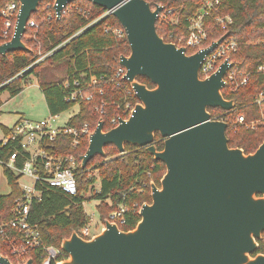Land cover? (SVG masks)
Returning a JSON list of instances; mask_svg holds the SVG:
<instances>
[{
  "label": "water",
  "instance_id": "water-1",
  "mask_svg": "<svg viewBox=\"0 0 264 264\" xmlns=\"http://www.w3.org/2000/svg\"><path fill=\"white\" fill-rule=\"evenodd\" d=\"M42 1L18 0L13 34L0 45V56L27 51L22 37ZM49 1L59 18L75 0ZM85 1L110 11L124 28L129 55L121 56L119 65L138 102L128 119L109 131L97 123L80 167L105 157L106 146L122 154L128 144L145 148L165 173L159 187L150 184L151 202L141 206L134 229L125 232L107 220L88 240L72 231L60 245L67 256L60 264H264L263 254L254 255L264 233V141L246 155L229 148L226 123L210 120L209 110L235 106L221 93L226 62L208 79L199 77L215 44L188 55L184 47L164 42L156 31L162 7L152 9L145 0ZM156 134L163 140L160 151ZM0 264L12 263L0 253Z\"/></svg>",
  "mask_w": 264,
  "mask_h": 264
},
{
  "label": "trees",
  "instance_id": "trees-1",
  "mask_svg": "<svg viewBox=\"0 0 264 264\" xmlns=\"http://www.w3.org/2000/svg\"><path fill=\"white\" fill-rule=\"evenodd\" d=\"M10 1L12 0H0V10ZM148 1L151 7L159 5L166 10H174L173 16L177 17L178 23L172 25L157 21L156 31L164 42L183 46L188 21L205 0ZM48 2L51 1H42L37 12L29 19L34 22V27L27 28L22 37L27 51L0 56V107L3 93L6 92L14 98L27 86L29 78L34 76L49 116L60 115L73 108L75 103L66 102L65 98L72 91L81 88L83 93L91 94L93 99L91 102L78 104V112L68 120V125L79 127L88 123L91 129H94L102 119L103 131L107 132L111 129L109 119L121 110L120 107L124 103L122 89L115 86L111 80L112 74L118 67L119 58L129 55V47L125 40H116L110 33H105V29L119 27L120 24L109 15L78 34L86 25L100 18L106 10L85 0H75L57 18L51 9L45 8ZM75 7L89 10L90 15L87 18L81 16ZM222 14L232 18L229 35L236 39L239 46V53L232 57L233 61L242 62L245 71L264 64V46L248 45L249 41L264 38V0H223ZM49 16L52 17L48 19ZM2 28L3 21L0 18V31ZM221 35L216 34L214 38ZM51 52L50 56L35 64ZM92 78L96 79V83L86 88ZM137 81L149 89L154 87L145 78H138ZM262 90L264 78L252 75L248 85L233 96L236 102L234 114L244 113L248 119H251L252 115L256 117V109L251 102ZM102 101L105 103L104 116L95 111ZM132 104H137L135 98L132 99ZM1 129L4 135L8 134L9 130L2 126ZM226 137L229 148H239L247 155L254 153L264 141V128L248 130L229 125ZM87 145L88 141L82 140L78 149L73 151L70 149V140L60 138L46 149L63 155L74 154L78 159L85 153ZM154 145L158 151L163 148V140L158 134L155 135ZM17 149L14 143L3 146L0 141V167L10 188L8 195L0 196V226L13 218L12 211L21 197L18 187L20 176L5 165L9 156ZM104 152L105 157L95 156L84 169H76L75 195H67L55 188H41V198L31 204L29 221L40 232L43 245L60 248L62 241L69 238L72 231L79 234L89 224L84 211V195L96 182L99 184V190L91 195L90 199L99 202L97 211L101 223L110 221L111 214L121 207L126 211L122 215L123 223L118 225L120 230L130 231L140 221L139 208L151 202L150 184L154 183L159 187V181L165 173L164 164L154 160L145 148L128 144L124 146L122 154L113 146H106ZM22 162L21 158L18 159L16 166L21 167ZM257 244L258 250L254 255H264V233ZM0 253L9 258L12 264H22L21 259L11 255L9 243L1 236ZM26 258H31L33 263H36L38 252H30Z\"/></svg>",
  "mask_w": 264,
  "mask_h": 264
},
{
  "label": "built area",
  "instance_id": "built-area-1",
  "mask_svg": "<svg viewBox=\"0 0 264 264\" xmlns=\"http://www.w3.org/2000/svg\"><path fill=\"white\" fill-rule=\"evenodd\" d=\"M145 1L149 2L148 0ZM222 2L223 0H205L196 14L188 21V26L185 29L186 38L184 45L177 47H184L186 53L190 55L215 44V47L205 55L201 62L199 77L200 79H208L226 62L227 70L223 77L224 87L221 93L224 99L234 100L233 96L248 85L252 75L264 78V64L258 65L253 70L245 71L242 68V62L233 61L232 57L239 53V46L236 39L229 35V27L233 21L229 15L222 14ZM53 6L54 2L51 1L46 4L45 8L51 9L56 17ZM19 7L18 0H12L0 10V18L3 21V28L0 31V45L11 39ZM151 8L154 9V7ZM75 10L85 18L90 15L89 10H82L78 7H75ZM173 12V9L166 10L162 7L157 21L176 25L178 19L173 16ZM109 15H112L111 12L106 11L100 18L81 29L78 34ZM51 17L49 16L48 19ZM30 27H34V23L28 21L27 28ZM105 33H110L118 41H126L125 30L120 25L119 27L105 29ZM219 33L222 35L214 38V35ZM224 35L226 37L218 42ZM248 45L264 46V38L249 41ZM188 51H192V53H188ZM51 54L52 52L43 56L35 64H38V62ZM125 74V69L119 64L112 74L111 80L117 88L122 89L124 103L120 107L121 110L109 119L108 124L111 128L117 126L120 119H128L135 107L132 104V99H136V97L132 87L125 79ZM95 83L96 79L92 78L85 87L90 88ZM92 99L93 96L91 94L83 93L82 89L78 88L69 93L65 101L73 102L78 107L79 103H88ZM251 105L256 109V117L252 115L251 119H248L244 113L234 114L236 108L235 102L234 108L229 111L220 109L210 110V120L226 123L227 126L244 127L248 130H255L259 127L264 128V90L255 95ZM104 106L105 103L102 101L100 106L95 108V111L101 116H104ZM58 118L59 115L49 116L46 119L37 121L18 120L1 140L3 146L8 143H14L18 147L9 156L8 162L5 165L20 176L18 187L21 197L16 201L12 211L13 218L0 226V236L9 243L11 255L21 259L22 264L26 262L27 255L34 251L38 252V261L33 264H60L67 258L60 248L43 245L40 232L29 221L31 204L33 201L41 198L42 187L55 188L70 196L75 195L77 192L75 171L80 167L79 158L77 159L74 154L63 155L52 152V150L48 151L46 147L56 143L60 138H67L70 140V149L76 151L82 140L88 141L94 129H91L88 123H84L79 127L70 126L68 125V120L64 125H58ZM99 121L103 120L100 119ZM20 158L23 162L21 167H17L16 163ZM125 211L126 209L121 207L119 210L113 212L110 216V221L117 225L122 224V215ZM87 217L88 219L90 218L88 215ZM88 225L79 233V236L86 240L93 237L89 233Z\"/></svg>",
  "mask_w": 264,
  "mask_h": 264
},
{
  "label": "rangeland",
  "instance_id": "rangeland-1",
  "mask_svg": "<svg viewBox=\"0 0 264 264\" xmlns=\"http://www.w3.org/2000/svg\"><path fill=\"white\" fill-rule=\"evenodd\" d=\"M33 22V21H31ZM34 23V22H33ZM32 28V27H30ZM1 101L3 106L0 112V141L4 138V133L1 129L2 124H6L10 121L15 120H42L49 117L44 98L37 85V80L34 76L29 78V83L22 90V92L11 98L8 93H3L1 95ZM78 112V107H73L64 113L59 115L57 119L58 125H64L67 120L73 117ZM95 174V173H93ZM91 173V175H93ZM6 178L3 174V170L0 167V186L6 185ZM99 190V184L96 182L92 189L84 195L85 204L84 211L91 218L90 224L88 225V230L91 236H95L104 228V224L99 220V214L97 211V206L99 202L90 199L96 191Z\"/></svg>",
  "mask_w": 264,
  "mask_h": 264
},
{
  "label": "crops",
  "instance_id": "crops-1",
  "mask_svg": "<svg viewBox=\"0 0 264 264\" xmlns=\"http://www.w3.org/2000/svg\"><path fill=\"white\" fill-rule=\"evenodd\" d=\"M2 106H3V103H2ZM2 106L0 107V112H1V108ZM18 120H13V121H10V122H7L6 124H2L1 126L7 130H9ZM5 136V135H4ZM6 181V180H5ZM7 184V182H6ZM7 187L1 185L0 186V196H4V195H8L10 193V188L8 185H6Z\"/></svg>",
  "mask_w": 264,
  "mask_h": 264
}]
</instances>
